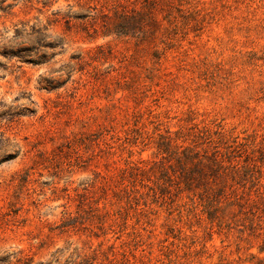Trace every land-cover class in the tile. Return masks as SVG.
<instances>
[{"label":"rangeland","instance_id":"rangeland-1","mask_svg":"<svg viewBox=\"0 0 264 264\" xmlns=\"http://www.w3.org/2000/svg\"><path fill=\"white\" fill-rule=\"evenodd\" d=\"M97 2L0 0V264H264V0H172L140 47L91 31ZM97 47L110 60L79 65ZM206 128L234 152L222 166L235 202L159 174L174 165L164 142L192 147Z\"/></svg>","mask_w":264,"mask_h":264},{"label":"trees","instance_id":"trees-1","mask_svg":"<svg viewBox=\"0 0 264 264\" xmlns=\"http://www.w3.org/2000/svg\"><path fill=\"white\" fill-rule=\"evenodd\" d=\"M171 1L172 0H166L165 2V0H162L159 2L156 0H144L141 10L127 11L125 7L119 5L117 0H99V2H97L98 10H95L96 5L93 7L87 6L89 9L95 11L94 15L91 16V24H93V26L91 25V31L95 34L100 33L103 37L107 35H116L132 38L135 40V45L137 47L149 46L154 43V40L157 39L159 34H162V32L166 30V28L162 27L161 21L156 19L155 14L161 11L164 7H166V10L168 11L171 10L173 8ZM50 3L51 1L49 4ZM62 20H64L66 28L70 29V20L67 18H62ZM163 20H166L168 27L171 28L174 26L173 17L170 14L169 16H165ZM58 22H60L58 18L48 17L46 18V24L43 28L51 25L53 26ZM86 33L88 34L89 32ZM110 57V50L105 52L102 47H97L96 50L90 49L83 51L77 59L79 65L90 66L93 69H97L96 64L105 63L107 60H110ZM121 76L123 84H129L126 80L125 73H122ZM93 77L95 80H98L100 79L101 74H98V71H96V75ZM60 86L61 84L52 89H58ZM210 132L211 130L208 128L202 130L199 129L197 132H193L191 134L192 147L174 146V152L170 154H168L170 145L167 142H164L162 144L163 147H166L164 153L174 160V165L161 166L159 174L164 175L167 173L168 169H177L179 172V178L183 179V189L188 192H193V195H197L198 198L206 204H217L222 198H229L235 202L237 199L236 196H226V183L224 181L225 178L223 177L225 168L222 166V162H224L225 159L229 160L234 152L230 151L222 155V153L219 152L220 145L210 140ZM214 134L217 135L219 132H214ZM198 144L210 145L211 154L209 156H204L195 152L193 146ZM158 149L160 150V148ZM219 158H221V160H219ZM232 158H234V156ZM12 159H14V156L11 155L6 156L2 161L6 162L11 161ZM232 169V172L236 173L235 168L232 167ZM141 171L144 174L154 173L152 168L142 169ZM17 178L22 179V181L26 183L28 172L23 173L22 175L15 173L10 180H8L6 185H12ZM124 181V176H121L118 184L123 185ZM180 183L177 184L179 190ZM196 190L198 192H194ZM130 196L131 195H127L126 198H130ZM83 262L84 261H81L77 264H85Z\"/></svg>","mask_w":264,"mask_h":264}]
</instances>
